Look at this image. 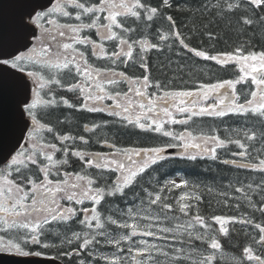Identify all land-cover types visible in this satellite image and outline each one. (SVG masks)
Here are the masks:
<instances>
[{
  "label": "snow or ice",
  "instance_id": "1",
  "mask_svg": "<svg viewBox=\"0 0 264 264\" xmlns=\"http://www.w3.org/2000/svg\"><path fill=\"white\" fill-rule=\"evenodd\" d=\"M21 7L0 29V256L220 264L242 235L231 264H264V0Z\"/></svg>",
  "mask_w": 264,
  "mask_h": 264
},
{
  "label": "water",
  "instance_id": "2",
  "mask_svg": "<svg viewBox=\"0 0 264 264\" xmlns=\"http://www.w3.org/2000/svg\"><path fill=\"white\" fill-rule=\"evenodd\" d=\"M28 2V0H0V29L5 30L8 33H11L15 26L18 16L22 11V5ZM41 3H47L48 0H40ZM27 16L24 17V20ZM19 135V130L15 131V136ZM23 140V139H22ZM21 140V142H22ZM14 136L9 135L7 140L4 142L3 146L0 147V152L6 153L14 143ZM12 260L18 261H27L29 264H61L59 261L49 262L43 258H21V257H12L0 256V264H12Z\"/></svg>",
  "mask_w": 264,
  "mask_h": 264
},
{
  "label": "trees",
  "instance_id": "3",
  "mask_svg": "<svg viewBox=\"0 0 264 264\" xmlns=\"http://www.w3.org/2000/svg\"><path fill=\"white\" fill-rule=\"evenodd\" d=\"M190 55V54H189ZM197 59V62L199 63V64H205V63H211V62H203V61H199L198 60V58H196ZM225 78H227V77H225ZM189 87H191V84H189ZM61 95H65V96H67L69 99H73V97H72V94H70V93H67V92H62V93H60ZM77 116H79L80 114H76ZM85 116H87L89 119H96L97 121L99 120V119H101V118H104V119H111V118H109V117H106V116H104V114H87V113H85L84 114ZM74 119H75V117H74ZM230 123H231V121H229ZM81 123H82V121H81ZM134 130H131V129H129V130H127L125 133H124V138H125V140L126 141H128V140H131V139H133L134 138V136L133 135H129V133H131V132H133ZM143 135H145V134H141V136H143ZM96 147H98V146H94V150H95V148ZM206 166V164H201V168H203V167H205ZM181 171V172H184V173H189V172H191L192 171V169H190V168H188V167H186L184 164H182V163H177L175 166H174V168L173 169H170V171H172V172H174V171ZM237 228H239V225H237L236 226ZM244 243V238H243V236L241 235L240 237H236L235 235H233V237H232V239L229 241V240H224L223 241V244H224V249L225 250H227V251H229V252H231L232 254H238V252H239V248H240V246L242 245ZM68 264V263H67ZM220 264H231V263H229V262H227V263H220Z\"/></svg>",
  "mask_w": 264,
  "mask_h": 264
},
{
  "label": "rangeland",
  "instance_id": "4",
  "mask_svg": "<svg viewBox=\"0 0 264 264\" xmlns=\"http://www.w3.org/2000/svg\"><path fill=\"white\" fill-rule=\"evenodd\" d=\"M233 256V254L224 252V258L221 260V262H231L230 258Z\"/></svg>",
  "mask_w": 264,
  "mask_h": 264
},
{
  "label": "flooded vegetation",
  "instance_id": "5",
  "mask_svg": "<svg viewBox=\"0 0 264 264\" xmlns=\"http://www.w3.org/2000/svg\"><path fill=\"white\" fill-rule=\"evenodd\" d=\"M106 251H111L112 249L111 248H107V249H105Z\"/></svg>",
  "mask_w": 264,
  "mask_h": 264
}]
</instances>
